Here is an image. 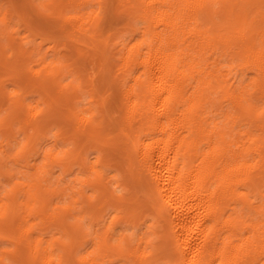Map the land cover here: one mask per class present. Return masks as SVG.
Listing matches in <instances>:
<instances>
[{
	"label": "bare ground",
	"instance_id": "1",
	"mask_svg": "<svg viewBox=\"0 0 264 264\" xmlns=\"http://www.w3.org/2000/svg\"><path fill=\"white\" fill-rule=\"evenodd\" d=\"M6 1L0 264H264V0Z\"/></svg>",
	"mask_w": 264,
	"mask_h": 264
},
{
	"label": "rangeland",
	"instance_id": "2",
	"mask_svg": "<svg viewBox=\"0 0 264 264\" xmlns=\"http://www.w3.org/2000/svg\"><path fill=\"white\" fill-rule=\"evenodd\" d=\"M4 1H6V0H0V3H1V4H0V7H1L2 4H3V6H4V4H5L4 7H6V5H7L8 3H7V1H6V3H5ZM3 2H4V3H3ZM4 7H3V9H4ZM17 29H18V31H19L20 33L18 32V33H19V34H18L17 32H14V34H13L14 36L25 35V34H26V32L24 31L25 29L23 28V26H20V27H18ZM42 36H44V33L41 35V37H42ZM39 37H40V36H39ZM39 37L36 36V39H37L38 42L41 41V37H40V38H39ZM20 42H21V41H20ZM21 43H22V42H21ZM21 43H20V45L23 46V49H27V48H28L29 45H28L27 43H24V42H23L22 44H21ZM42 44H43V49H44L45 51H47V49H49V43L45 40ZM90 58H91V59H90ZM91 61H92V62H91ZM93 61H94V60L92 59V56L86 58L85 61H84L85 70H86V71L84 70V72H85V77H87V79H88V80H87L88 82H90V81L92 82V81H93L92 76L95 75V77H97L96 74H94V75H92V74L95 73V72H96V73L98 72V71H96V70H98V67H99L98 65H99V64H98V65L95 64V66H94V63H95V62H93ZM91 65H92V67H91ZM96 66H97V67H96ZM87 68H88V70H90V71H87ZM93 68H94V69H93ZM95 69H96V70H95ZM93 71H94V72H93ZM86 72H88V73H86ZM88 74H90V75H88ZM88 77H90V78H88ZM90 79H92V80H90ZM97 79H98V78H97ZM89 80H90V81H89ZM11 85H12V84L9 85V88H10V89H12V87H13V86L11 87ZM85 97H86V96H84L83 98H85ZM4 112H5V111L2 110L0 114H3ZM50 134H51V132H50L48 135L50 136ZM17 137H18V138H17L18 140H20V141L22 140V135H21V134L18 135V133H17ZM3 141H4V140H3V137L0 135V155L6 158V152H7V151H6V147H5V146H2ZM46 142H47V141H45L44 143H46ZM36 156H37V155L35 154V156H32V158L30 157V158L32 159V160H31V159L29 158V159H30V162H31V161L33 162L34 158L37 159L38 156H37V157H36ZM7 163H8L9 167H10L12 170H15V171H19V170H20L21 173H23V174H25V172L27 171L24 167H22V166L20 165V162L18 163V162L12 161V160H8ZM53 169L57 172V174L55 173V175H58V174H59V173H58L59 170H58L57 168H55V167H54ZM21 173L19 172V175H21ZM111 173H112V172H111ZM66 178H68V177H66ZM5 184H6V183H5ZM6 186H8V185H6ZM131 230H132L131 228H128V231H131ZM0 247H1V248H4V247L11 248L12 246H11L6 240H0Z\"/></svg>",
	"mask_w": 264,
	"mask_h": 264
}]
</instances>
